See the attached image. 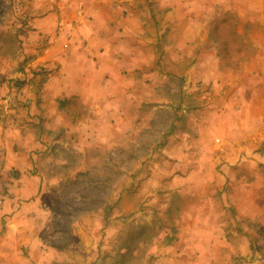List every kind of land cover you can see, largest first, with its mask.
Returning <instances> with one entry per match:
<instances>
[{"label": "rangeland", "instance_id": "374dc122", "mask_svg": "<svg viewBox=\"0 0 264 264\" xmlns=\"http://www.w3.org/2000/svg\"><path fill=\"white\" fill-rule=\"evenodd\" d=\"M197 13L209 73L253 74L251 101L263 111L264 0H203ZM45 14L42 0H0V248L14 249L0 264H264V145L223 151L214 139L225 156L212 166L217 216L206 227L173 225L163 190L179 159L169 158L168 132L222 100L202 81L169 77L143 102L170 109L128 116L132 130L105 132L84 104L64 101L70 111L57 120L45 94L57 71L43 60ZM25 176L38 194L25 193Z\"/></svg>", "mask_w": 264, "mask_h": 264}, {"label": "crops", "instance_id": "0c3cea01", "mask_svg": "<svg viewBox=\"0 0 264 264\" xmlns=\"http://www.w3.org/2000/svg\"><path fill=\"white\" fill-rule=\"evenodd\" d=\"M42 3L46 14L39 23L40 32L49 43L52 40L43 60L57 70L45 83V94L50 99L48 114L57 120L61 112L70 111L67 103L84 104L95 127L103 124L105 132L128 131L132 119L128 116L170 109L144 107L143 99L149 95L158 98L160 84L171 77L189 83L202 81L220 97L221 102L191 113L183 123L173 126L167 139L169 146L177 147L169 158L179 159L173 160L175 172L163 190L168 197V214L175 213L171 222L189 228L209 226L217 216L211 205L222 194L221 180L212 166L225 158L217 154L214 139L222 140L223 151L234 146L235 151L256 152L264 145V110L255 109L251 101L259 98L260 91L253 74L209 73L205 64L208 44L202 38L207 31L196 22L203 0ZM255 159L252 161L257 163ZM24 178L25 193L38 194L39 184L29 186V178ZM4 207L12 212L15 209L10 202ZM13 252L9 244L0 248V256L7 259Z\"/></svg>", "mask_w": 264, "mask_h": 264}]
</instances>
